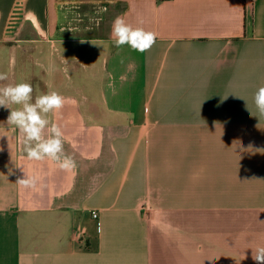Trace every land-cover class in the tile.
<instances>
[{
	"label": "crops",
	"instance_id": "obj_1",
	"mask_svg": "<svg viewBox=\"0 0 264 264\" xmlns=\"http://www.w3.org/2000/svg\"><path fill=\"white\" fill-rule=\"evenodd\" d=\"M117 17L155 44L115 47ZM0 43L2 83L65 97L48 118L76 163L28 160L0 107V264H255L264 0H0Z\"/></svg>",
	"mask_w": 264,
	"mask_h": 264
},
{
	"label": "clouds",
	"instance_id": "obj_2",
	"mask_svg": "<svg viewBox=\"0 0 264 264\" xmlns=\"http://www.w3.org/2000/svg\"><path fill=\"white\" fill-rule=\"evenodd\" d=\"M111 38L117 48L127 44L131 49L142 53L155 44L158 34L140 26L134 27L123 17H117L112 24ZM15 63V57H10L9 68H14ZM37 66L46 72L50 71L39 62ZM128 67L131 70L132 65L129 64ZM63 72L70 82L71 76L67 66L63 68ZM6 80H8V74L0 73V107L10 109L7 123L19 130L26 158L30 161L51 160L65 171L75 169V160L72 156L65 154L64 133L61 126L48 118L49 113L59 112L64 107L65 97L56 91L49 90L33 98V87L30 83H2ZM253 99L259 114L264 115V86L258 88ZM12 104L19 107L12 109L10 107ZM16 183L25 189L35 188L37 177L25 174L23 178L18 177ZM252 259L255 264H264V245L255 247Z\"/></svg>",
	"mask_w": 264,
	"mask_h": 264
},
{
	"label": "rangeland",
	"instance_id": "obj_3",
	"mask_svg": "<svg viewBox=\"0 0 264 264\" xmlns=\"http://www.w3.org/2000/svg\"><path fill=\"white\" fill-rule=\"evenodd\" d=\"M11 18H12V21L7 24V27L11 28L12 26H15L17 28L21 24L22 20H24V14H22V12H21L18 14L15 13V15H14V13H13ZM26 21H29V20H26ZM4 47H5V45H2L0 43V72H7L8 71L7 59H6L7 52L4 51V49H5Z\"/></svg>",
	"mask_w": 264,
	"mask_h": 264
},
{
	"label": "built area",
	"instance_id": "obj_4",
	"mask_svg": "<svg viewBox=\"0 0 264 264\" xmlns=\"http://www.w3.org/2000/svg\"><path fill=\"white\" fill-rule=\"evenodd\" d=\"M90 214H91V217L92 218H94V219H98V211H97V209H92L91 211H90Z\"/></svg>",
	"mask_w": 264,
	"mask_h": 264
}]
</instances>
